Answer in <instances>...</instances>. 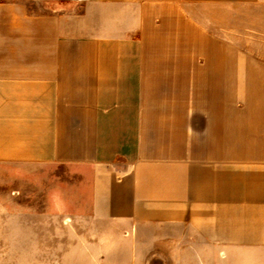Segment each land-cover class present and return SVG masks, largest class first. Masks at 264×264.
<instances>
[{"label": "crops", "instance_id": "crops-1", "mask_svg": "<svg viewBox=\"0 0 264 264\" xmlns=\"http://www.w3.org/2000/svg\"><path fill=\"white\" fill-rule=\"evenodd\" d=\"M37 167L46 215L264 264V0H0V169Z\"/></svg>", "mask_w": 264, "mask_h": 264}, {"label": "rangeland", "instance_id": "rangeland-1", "mask_svg": "<svg viewBox=\"0 0 264 264\" xmlns=\"http://www.w3.org/2000/svg\"><path fill=\"white\" fill-rule=\"evenodd\" d=\"M33 171L31 176L18 177L0 169V209L32 210L15 218L11 231L0 225V264H132L134 254L141 258L140 264H162L161 257L169 254L161 241L152 243L150 234L110 231L78 208L75 216L61 209L58 216L46 215L45 184L36 185L34 177L44 179L51 171L44 167ZM34 210L43 214L36 215Z\"/></svg>", "mask_w": 264, "mask_h": 264}]
</instances>
